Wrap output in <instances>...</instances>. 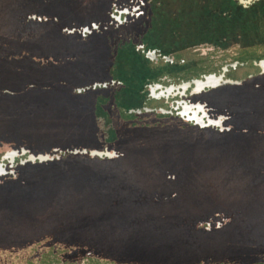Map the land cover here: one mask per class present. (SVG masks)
<instances>
[{"label": "rangeland", "instance_id": "obj_1", "mask_svg": "<svg viewBox=\"0 0 264 264\" xmlns=\"http://www.w3.org/2000/svg\"><path fill=\"white\" fill-rule=\"evenodd\" d=\"M136 1H143L145 15L115 27L111 0H31L29 9L50 24L43 37L24 41L36 46L30 49L16 47L24 32L0 17L6 24L0 27V162L10 170L7 152L26 150L16 156L14 172L0 176V264H264V73L249 62L225 78L241 84L223 86L248 82L253 89L223 100L201 97L231 124L224 136L193 142L159 128L174 119L185 125L165 109L171 102H154L147 90L151 77L165 70L204 67L209 59L232 62L243 46H258L247 56L264 53V5L119 0ZM94 21L98 29L92 25L85 36L64 30ZM139 44L173 63L146 60ZM99 82L107 85L91 87ZM217 120L211 129L222 134ZM143 133L167 139L154 147H124L131 134ZM91 149L123 157L109 163ZM29 153L57 158L20 163ZM135 158L142 161L135 164ZM157 174L160 180L145 182ZM126 183L133 192L122 202L111 191ZM174 186L200 212L193 223L199 230L190 235L183 227L163 234L170 225L165 216L177 217L186 202L181 196L170 202L177 197ZM119 204L121 213L113 214ZM186 235L204 240L194 245Z\"/></svg>", "mask_w": 264, "mask_h": 264}, {"label": "flooded vegetation", "instance_id": "obj_2", "mask_svg": "<svg viewBox=\"0 0 264 264\" xmlns=\"http://www.w3.org/2000/svg\"><path fill=\"white\" fill-rule=\"evenodd\" d=\"M30 1L31 0H0V17L4 18V19L5 18L10 19L11 21H13L11 29L15 30L16 27H19V30H21L20 32L21 33L24 32L23 35L26 36L25 38L19 39L18 45L16 46L17 48L26 47L27 49H30V48L36 47L33 45V43H30L29 41H28V44L27 43L24 44V41L28 40L29 38L35 37V36L43 37L45 34L44 28H46V30H47L48 26L50 24V23H44L43 18H41V17L38 18V15H41L42 12L40 13V12L29 9ZM237 2L239 4H241L243 7H247L252 1H250V2L248 1L246 3H243V2H240L239 0H237ZM110 4H111V6H110L111 9H110L108 15L111 18V20H110L111 24L114 25L115 27H120V25H123L124 23H127V22L131 21L132 19L138 18L141 15H145L144 8H142L143 1H136L134 4L133 3L132 4H127V3L125 4V2L121 3V2H119V0H111ZM251 5L252 6L249 9H252L256 5L257 6L258 5H264V0L255 1V3H253ZM23 16H25V17H23ZM28 16H29L30 20L28 19ZM32 16H34L35 22H33L31 20ZM44 16H46V15H44ZM117 19H119V20H117ZM38 20H41V23H37ZM19 21H21L22 23L21 22L19 23ZM94 23H95V21L92 22L90 26L86 25V26H83L81 28L71 26L70 27V28H72L71 31H68L69 27H65L64 30L68 31V32L80 31L82 33L83 28L88 27L89 28L88 31L90 32V31H92L90 29L92 27V24H94ZM95 24L97 27L94 30H97L98 29V23H95ZM5 26H6V24H4V27ZM0 27L2 28L3 25H0ZM4 27H3V29H5ZM47 36H59V35L51 33V35H47ZM39 46H41V45H39ZM41 47H43V48H52L53 47V49H54L57 46L51 47V46H47V45H42ZM257 47L258 46H253V45L240 47V51L242 54L240 53V56H236L235 58H233L232 62H218L216 64H213L214 60L213 59L211 60L208 58L210 56V54H209L208 56H206L210 60V63L209 64L207 63V66H204V67L203 66H201V67L192 66V67H187V68H181L180 70H176L173 72H167L164 75H162L159 80L148 83L147 84L148 85L147 90H148V95H149L150 99H152L154 102L155 101L156 102L165 101V102H167V104L169 102H171V106L165 107L166 110L168 109L171 112L178 113V112L182 111V107H183L184 112L187 113V114H183V115H180V113H178V116L180 117L181 120H183L185 127H180L179 125L182 124V122L174 119V121L172 120L171 122L165 124V126H161V127L159 126V128L163 129V130L168 129L167 131H170L172 133V135H173L172 137H174V139H176L178 141H186V142H193L197 138H208V137H214L217 135L224 136V135L228 134V133H225V130L227 127H230L231 122H230V119L227 117V114L221 110H219V111L216 110L217 111L216 112L213 108H210L207 103L203 102L201 100V97H205L208 101H211L212 99H215V98H219V99L223 100L225 97L227 98L229 96L234 95L233 93H235L237 90L253 89V88H251L250 85H248L249 83L248 82L243 83L241 88L223 86L224 84H220L216 87H213L212 90H210L211 88H205V89H202L198 92H194L193 94H190V92L192 90H194L193 85H191L190 87H188L185 90L180 85L185 84V83L190 82V81L195 80V79H200L204 75H208V74L219 75L222 73L223 69H224L223 78L224 79L229 78L228 73L230 71H233V70H235L241 66H245L249 62L251 63V65H255V67L259 71V74H262L264 72L261 71V68L259 66V61L262 60L261 62H264V53L262 52V54H260L258 56H251V57L247 56V54L249 53V51H248L249 49L252 50L251 48L256 49ZM261 47H264V45H261ZM138 48H140V50L144 53V56L146 58H148L149 60H151V59L146 56V53L150 52V51H155L156 58L153 59V61L163 60V61H168L170 63L173 62L172 58H169L168 56L162 54L159 51V49H157V48L146 47L143 44H139ZM195 48H197V47H194V49ZM26 57L28 58V56H26ZM162 77H165V79H167V80H170L173 78V80L167 81V82H166V80L162 81L161 80ZM214 78H218L219 83H222V81L219 77L215 76ZM175 79H177L178 81H176ZM239 84H241V83H239ZM155 85H158V87H155ZM150 86L154 87L153 91L150 90ZM208 89H209V92L207 94H205V95L200 94V93L205 92L206 90L208 91ZM242 101H243V103H245V102H249L250 100H247L246 97H243ZM197 102L205 104V106H206L205 108H207L206 111L208 113L209 120H215V119L219 118L220 125L223 127L222 131H224L222 134L214 132V130L211 129L213 127V125L211 123L207 124L205 118H203V123L201 122V126L194 123V121L192 119H190L191 117H194L195 120H198L200 118V117L195 115V109L192 108L193 107L192 105L197 103ZM199 114H200V112H199ZM257 121L258 120H256V122ZM250 124H251V120H250ZM192 125H195L196 127L192 126ZM155 129L156 128H154V130ZM142 132H144V131H142ZM166 139H161V137L159 138L158 135H156V136L146 135V133H143L142 136H136L134 134H131L128 137L127 143L124 144V147L130 146V145H132V146L133 145H141V146L154 147V146L161 145L164 142V140H166ZM122 157L123 156L121 154H118L117 157H113L112 159L104 158V160L111 163L114 160L121 159ZM15 161H16V158L14 159V162ZM137 161H142V159L141 158H138V159L135 158V161H134L135 164H139V163H136ZM6 166H5V169H7ZM13 167H14V165H13ZM174 177H175V175H173V178ZM158 179L160 180L161 176L157 174V176H151L150 179H147L145 182L151 184L152 180L156 181ZM143 180H144V178H143ZM166 184L169 187H171L174 184V181L172 182L170 180H166ZM124 187L125 188H123L121 190L112 189V191H111L112 195L120 197L122 202H123L124 198H126L127 196L128 197L130 196V193L132 191L131 188L127 185V183L124 185ZM174 188H175V186H174ZM136 189H138V187H136ZM176 190H177V197L175 199H172L170 202H172V203L177 202L179 200L178 199L179 196L183 197L184 198L183 200H185L186 202L182 203L181 205H179L178 203L175 204L177 206L179 205L178 209H177V217H173L170 215L165 216L166 220H167L166 223L170 224L171 226L168 225L165 228V230L163 231V234L165 232L167 233V232H170L172 230H175L178 226H180V227H183L184 229H186V231L188 232L187 234L190 235V233L193 232V229L199 230V228L193 226V223H194V220L200 218L199 215H196L195 213H200V212L197 211L199 209H197L194 206V204L191 202V200H189L185 195L179 193V189H176ZM135 191H140V190H135ZM165 199H167V198H165ZM167 200H169V199H167ZM121 201H120V203H122ZM121 205H123V204H119L118 205L119 207H117V208L112 207V211H113L112 213L113 214L121 213L118 211L121 209V207H120ZM206 205H207V203L206 204L204 203L203 207L204 208L210 207L209 205H207V206ZM152 206H154V205H152ZM177 206H175V207H177ZM156 228H157V226L154 228L155 230H153V231L157 233L158 230H156ZM158 229H161V228L159 227ZM47 230H50V228L46 229L44 231H41V232L38 230L35 234H38V233L42 234L43 232H47ZM31 232L33 233V231H31ZM30 233L27 235H30ZM186 236H187V238L184 240H187V239L190 240L189 236L188 235H186ZM155 240H158V238H156ZM22 242H24V241H22ZM192 246H194V245H192Z\"/></svg>", "mask_w": 264, "mask_h": 264}, {"label": "water", "instance_id": "obj_3", "mask_svg": "<svg viewBox=\"0 0 264 264\" xmlns=\"http://www.w3.org/2000/svg\"><path fill=\"white\" fill-rule=\"evenodd\" d=\"M117 20H119V19H117ZM93 26H95V25L93 24ZM88 29H89L88 27H84L83 28V31L88 30ZM146 56L149 57L150 59H155L156 58L155 51L147 52L146 53ZM261 61L262 60L259 61V66L261 68V71L263 72L264 69H263V66L261 64ZM215 76L216 77H219L221 79V81H223L222 82L223 84H239L240 83L239 80L224 79L223 78V76H224V69H223L222 73L219 74V75H216V74L204 75L200 79L192 80V81L187 82L185 84H181L180 86L185 90L188 87H190L191 85H193V89L195 90V92H198V91H200L202 89H205V88H213L216 85H212L211 83L207 82V79L209 77H215ZM198 84H200V88H198ZM97 85L98 86H100V85L106 86L107 85V82L93 83L92 84V87L94 88ZM155 87H158V85H155ZM153 89H154V87H151L150 86V90L153 91ZM192 106H193L192 108L195 109V115L198 116V117H200L198 120H195L194 117H191L190 119H192L194 121V123H196L199 126H201V122L203 123V118H205L207 124L211 123L212 125H217V123H216V120L217 119H215V120H209L208 113L206 111L207 108H205L206 106H205L204 103L197 102V103L193 104ZM163 112H166V110L163 109ZM199 112H200V114H199ZM178 113H180V115L187 114L186 112H184L183 107H182V111H180ZM53 150L54 151H57L58 149L57 148H54ZM13 151H14V154L12 156L8 157L7 154L5 155V159L8 162V167L10 168V170L5 169V163L0 162V173H4V174L5 173H8V172L13 173L14 170H12V168H13V165H14L13 164L14 163V159L16 158V156H19V154H25V152H26L25 148H23V147H20L19 149H13ZM18 151H19V153H18ZM90 153H91V151H90ZM91 155H92V153H91ZM52 157H54V156L51 155V154H49V153H37V154L29 153L28 156H27V158H25L24 160H21L20 163H24V162H27V161L34 162L35 160H37L39 162H42L43 160L45 161L46 159H52Z\"/></svg>", "mask_w": 264, "mask_h": 264}, {"label": "bare ground", "instance_id": "obj_4", "mask_svg": "<svg viewBox=\"0 0 264 264\" xmlns=\"http://www.w3.org/2000/svg\"><path fill=\"white\" fill-rule=\"evenodd\" d=\"M261 64H262L263 69H264V62H261ZM207 82L211 83L212 85H216V86H218L220 84H223V83H219V79L218 78H214V77H209L207 79ZM198 88H200V84H198ZM52 151L54 152V150H52ZM80 152L81 151L79 149H74V150L71 151V153H75V154H78ZM18 153H19V151H18ZM91 153H92L93 157H97V158H99V157L100 158H103L104 157V158H107V159H112L113 157H117L118 156V154L114 150L108 151V150H105V149L104 150H94V149H91ZM13 154H14V151L13 150L7 152L8 157L12 156ZM49 154H51V153H49ZM56 158L57 157H52L53 160L56 159ZM52 159H46L45 161H49V160H52ZM34 162H39V161L35 160ZM1 175H4V173H0V176Z\"/></svg>", "mask_w": 264, "mask_h": 264}, {"label": "trees", "instance_id": "obj_5", "mask_svg": "<svg viewBox=\"0 0 264 264\" xmlns=\"http://www.w3.org/2000/svg\"><path fill=\"white\" fill-rule=\"evenodd\" d=\"M255 1H258V0H253L247 7H243L241 4H239L237 1L235 2L239 7H241V8H250L252 5L251 4H253V3H255ZM38 16H41V15H38ZM38 21H40V20H38ZM83 26H86V25H83ZM83 26H80V28L81 27H83ZM87 26H90V25H87ZM67 33H73V32H68V31H66ZM80 32V31H79ZM80 35L81 36H85V35H82V33L80 32ZM147 47H150V48H152L151 46H147ZM143 56H144V53L142 54ZM263 57V56H262ZM144 58L146 59V60H148V61H153V60H149L148 58H146L145 56H144ZM143 58V59H144ZM166 62V61H165ZM164 62V63H165ZM166 63H170V62H166ZM171 63H173V62H171ZM167 65V64H166ZM166 67H169L168 65L166 66ZM181 68H183V67H181ZM181 68H179L178 70H180ZM173 71H176L175 69H172V70H165V71H162V72H159L157 75H155V76H152L151 77V79H150V81L149 82H154V81H157V80H159L160 79V77L162 76V75H164L165 73H167V72H173ZM100 83H102V82H100ZM100 86H102L103 87V85H100ZM105 87V86H104ZM53 160V159H52ZM55 160V159H54ZM49 161H51V160H49ZM43 162H45V161H43ZM2 223H5L4 221H1ZM178 228H180V226H178L177 227V229ZM193 238H191L190 239V242H192V243H194V245L196 244V245H199V242L197 241V240H204V239H200V237H198V236H192ZM184 239H186L187 238V236H184L183 237ZM197 242V243H196Z\"/></svg>", "mask_w": 264, "mask_h": 264}, {"label": "built area", "instance_id": "obj_6", "mask_svg": "<svg viewBox=\"0 0 264 264\" xmlns=\"http://www.w3.org/2000/svg\"><path fill=\"white\" fill-rule=\"evenodd\" d=\"M93 25V24H92ZM95 25V24H94ZM97 26L95 25V28H96ZM151 60H153V59H151Z\"/></svg>", "mask_w": 264, "mask_h": 264}]
</instances>
